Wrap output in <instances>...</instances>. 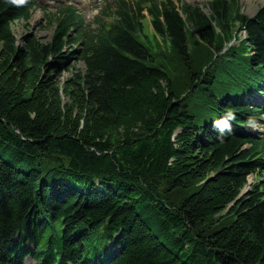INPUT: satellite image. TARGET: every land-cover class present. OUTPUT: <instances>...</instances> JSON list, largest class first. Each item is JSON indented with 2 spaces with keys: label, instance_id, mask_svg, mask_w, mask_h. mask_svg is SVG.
I'll return each instance as SVG.
<instances>
[{
  "label": "trees",
  "instance_id": "trees-1",
  "mask_svg": "<svg viewBox=\"0 0 264 264\" xmlns=\"http://www.w3.org/2000/svg\"><path fill=\"white\" fill-rule=\"evenodd\" d=\"M37 5L0 0V264H264V5H66L18 44Z\"/></svg>",
  "mask_w": 264,
  "mask_h": 264
},
{
  "label": "rangeland",
  "instance_id": "rangeland-1",
  "mask_svg": "<svg viewBox=\"0 0 264 264\" xmlns=\"http://www.w3.org/2000/svg\"><path fill=\"white\" fill-rule=\"evenodd\" d=\"M112 0H38L40 8L33 11L32 18L29 22H19L13 25L14 32L18 38V44L22 43V36L27 31H33L40 38L46 40L52 34V27L49 22L48 14L56 12V8L60 3L69 2L80 6L83 9L87 21H92L98 14L104 10L105 6ZM180 5L179 0H174ZM189 4L201 7L205 12L209 13L206 8L208 0H184ZM243 13L248 16H253L260 6L264 4V0H239ZM152 31V29H150ZM239 31V30H238ZM240 36L245 37L244 31H240ZM83 69V64L78 65ZM67 76V75H66ZM264 130V126L261 125ZM256 128H260L257 126ZM254 182V176L249 178L248 186L245 190L251 188ZM223 215V214H222ZM25 264H35L32 259H26Z\"/></svg>",
  "mask_w": 264,
  "mask_h": 264
},
{
  "label": "clouds",
  "instance_id": "clouds-1",
  "mask_svg": "<svg viewBox=\"0 0 264 264\" xmlns=\"http://www.w3.org/2000/svg\"><path fill=\"white\" fill-rule=\"evenodd\" d=\"M216 123H217L219 126H221V127L224 126L223 123H222V121H217Z\"/></svg>",
  "mask_w": 264,
  "mask_h": 264
}]
</instances>
